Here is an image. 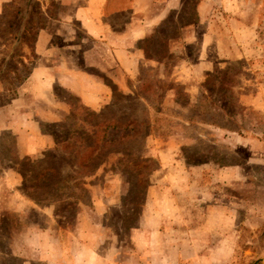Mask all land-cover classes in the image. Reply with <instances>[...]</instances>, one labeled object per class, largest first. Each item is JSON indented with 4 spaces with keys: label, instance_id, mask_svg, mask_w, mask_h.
Returning <instances> with one entry per match:
<instances>
[{
    "label": "rangeland",
    "instance_id": "rangeland-1",
    "mask_svg": "<svg viewBox=\"0 0 264 264\" xmlns=\"http://www.w3.org/2000/svg\"><path fill=\"white\" fill-rule=\"evenodd\" d=\"M49 2L0 0V217L7 213L14 226L15 213L21 221L0 239V264H264V0H155L132 20L148 22L145 34L121 46L129 69L62 0L48 11ZM16 8L26 12L25 24ZM110 20L125 27L126 18ZM41 23L43 40L50 37L44 52L35 50ZM62 57L90 78L85 97L99 106L54 79L53 62ZM141 76L143 91L163 93L157 78L188 95L169 88L160 105L166 115L158 113L164 119L151 122L144 140L120 142L149 161L125 166L116 163L121 154L110 155L84 190L65 188L50 204L26 197L11 169L14 155L23 156L6 126L28 113L45 135H64L72 122L85 125V108L110 105L112 87L125 98L110 113L126 117ZM72 141L82 144L78 135ZM46 151L62 153L55 143L29 157ZM64 163L63 176L73 170ZM11 194L21 202L16 209ZM56 207L67 211L59 216Z\"/></svg>",
    "mask_w": 264,
    "mask_h": 264
},
{
    "label": "trees",
    "instance_id": "trees-1",
    "mask_svg": "<svg viewBox=\"0 0 264 264\" xmlns=\"http://www.w3.org/2000/svg\"><path fill=\"white\" fill-rule=\"evenodd\" d=\"M56 1L57 0H50L47 8L48 11L53 6L56 8ZM14 12L15 14L21 13L18 20H20V23L25 24L26 21L24 19L26 17V12H23L21 8H16ZM22 27L25 28L24 25H22ZM41 28H43L42 23L37 26V32H35L36 37ZM145 52L146 56L151 58L146 50ZM156 60L160 61L161 58L156 57ZM139 81L140 83L136 90H132L133 94L128 97L127 106L130 111H132L126 117H121L112 112L110 113L112 107L114 105L117 106V103L121 102L122 99L125 98L124 93L112 87V103L110 105L105 106L104 109L100 111H96L88 107L85 108V111L88 113V117L84 120V126H76V124L72 122L73 124H70L69 128L66 130V134L64 135H58L55 132H50V135H52L55 143L61 148L62 153L54 155L50 151H46L43 153L41 158H37L35 160H32L29 156H23L20 158L15 154L14 160L16 166H12L11 169L16 171L22 178L21 185L19 187L20 191L36 204L45 202H48L49 204L55 203V200H50L49 198H52L53 195L58 197V200L63 198L64 194L58 193L65 188H77L84 190V184L86 182L84 179L94 174L97 169L104 162H106L110 155L121 154L122 156L117 159L116 163L125 166L132 164V162H135V165L145 164L148 162V158H134L133 153L136 148L134 146H130L129 144L122 146V143L120 142L127 139L129 141L132 140L136 142H138L139 138L144 140L151 133V127H153L151 122L164 119V117L159 114L166 115V111H163V109L167 110L168 108L161 107L160 105L169 88L175 89L176 95L184 97H188V95L186 92L177 88L175 84H168L164 80L157 78H155L156 84L159 86L158 89H160L163 93L158 94L157 90L152 92L143 91V84H145V82H142V76L139 78ZM208 98L209 97L204 96L205 101H207ZM178 103L182 104L183 102L178 101ZM137 104L142 106V115L140 117L136 116L134 113L135 110L133 106H136ZM143 104H145V106H143ZM182 105L185 104L183 103ZM151 111L154 113V116H152ZM73 115H75V113L71 112L66 115V117L71 118ZM154 130L157 131L158 128H155L154 126ZM112 131H119L120 135L112 136L110 135V132ZM170 131V128H166L165 134H169ZM162 134H164L163 130ZM75 135H78V137L81 138V145H77L74 141H72ZM118 144L119 146H117ZM62 163L69 164L70 167L73 168L72 172L65 174L64 176L61 175L60 170ZM79 200L80 197L76 198V204ZM67 204L70 205V203ZM65 208L62 210L63 208L57 209L56 207V214L63 216V213L67 211V208ZM61 211L64 212L61 213ZM13 214L11 215L15 217L14 226L11 225L7 213L1 214L0 239H10L13 231L18 229L17 226L20 225L21 221L18 220L15 213ZM2 247L3 245L0 241V250Z\"/></svg>",
    "mask_w": 264,
    "mask_h": 264
},
{
    "label": "crops",
    "instance_id": "crops-1",
    "mask_svg": "<svg viewBox=\"0 0 264 264\" xmlns=\"http://www.w3.org/2000/svg\"><path fill=\"white\" fill-rule=\"evenodd\" d=\"M62 2L69 7L71 16L78 19L90 35L100 39L102 37L106 40V45L116 46L113 49L114 55L125 69L133 68L132 59L127 56V51H124L121 46L133 43L137 37L145 34L148 28L146 23L148 22L136 24L132 20L136 18L138 13L148 12L155 0H62ZM112 15L116 19L126 18L123 29H115V23L110 20ZM44 35H46L45 28H41L35 41L36 51L44 52L46 50L50 37L44 41ZM62 58H57L53 62L54 79L68 90L81 95L88 107L96 108L99 106L98 99L90 98L88 100L85 97L88 90L86 86L89 85L90 78L81 71H74L72 65L67 64V58ZM39 71H42V66L38 69L35 68L32 75L36 76V73L39 75ZM101 86L105 87L106 85L102 83ZM21 121L24 123L12 122L6 126L14 132L18 155L36 156L55 144L53 137L42 133L39 124L34 122L28 113L25 114V119ZM22 124L25 126L24 128L21 127ZM12 197L14 195L11 194L13 208L16 209L21 202ZM20 207H27V204Z\"/></svg>",
    "mask_w": 264,
    "mask_h": 264
}]
</instances>
